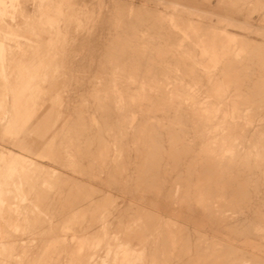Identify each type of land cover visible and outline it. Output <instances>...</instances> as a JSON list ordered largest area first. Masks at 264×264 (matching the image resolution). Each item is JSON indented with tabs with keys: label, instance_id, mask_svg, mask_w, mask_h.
I'll return each mask as SVG.
<instances>
[{
	"label": "rangeland",
	"instance_id": "374dc122",
	"mask_svg": "<svg viewBox=\"0 0 264 264\" xmlns=\"http://www.w3.org/2000/svg\"><path fill=\"white\" fill-rule=\"evenodd\" d=\"M171 4L185 6L188 13ZM20 10L15 23L0 18V139L13 138L15 110L27 108L24 100L16 104L20 90L10 88L21 74L17 69L13 74L11 64L19 56L29 60L45 48L43 37L57 34L53 61L39 83L38 116L28 122L27 136L34 153L45 154L48 148L51 153L48 158L29 153L35 159L24 163L20 153L0 147V264H264L242 248L254 244L264 252V129L243 133L226 125L194 124L198 115L174 113L166 95L183 86L203 100V88L215 77L230 76L241 86L238 99L257 109L256 125L264 128V0H21ZM213 44L229 53L220 52L217 73L204 82L197 71L202 66L190 67L189 61L199 60L203 47ZM0 145L10 147L1 140ZM151 202L173 208L171 218L186 220L188 228L171 225ZM133 242L136 248L149 246H142V253Z\"/></svg>",
	"mask_w": 264,
	"mask_h": 264
},
{
	"label": "bare ground",
	"instance_id": "6f19581e",
	"mask_svg": "<svg viewBox=\"0 0 264 264\" xmlns=\"http://www.w3.org/2000/svg\"><path fill=\"white\" fill-rule=\"evenodd\" d=\"M20 1L21 0H0V18H3V19H7L8 21H10V23H15V22H17L18 21V19H20L21 17H22V15H23V13H22V11L20 10ZM178 6V7H177ZM170 7L171 8H174L175 10H177V11H179V10H181V11H179V12H184L185 14H186V12H187V10L185 9L186 7L185 6H183V5H179V4H175L174 6H173V4H171L170 5ZM26 13V12H25ZM188 13V12H187ZM30 14V13H29ZM27 15H28V13H27ZM217 17V16H216ZM178 18V17H177ZM218 18V17H217ZM216 18V19H217ZM219 18H221V17H219ZM224 19V18H223ZM218 20V19H217ZM220 21V20H219ZM218 21V22H219ZM229 21V20H228ZM139 22V21H138ZM217 22V23H218ZM131 23V22H130ZM145 23V22H144ZM143 23V24H144ZM193 23H195V22H193ZM192 23V24H193ZM212 23V22H211ZM219 23H221V22H219ZM223 23V22H222ZM39 24L40 25H42V24H46V23H43V22H41V20H40V22H39ZM48 24H52L51 22H49ZM142 25V24H141ZM194 25V24H193ZM207 26V25H206ZM13 27V26H12ZM207 27H209V26H207ZM254 27V26H253ZM14 28V27H13ZM138 28V27H137ZM153 28V27H152ZM194 28H195V26H194ZM197 28V27H196ZM199 28V27H198ZM12 29V28H11ZM188 29V28H187ZM214 29V28H213ZM221 29V28H220ZM195 30V29H194ZM212 29H210V31H211ZM257 30V29H256ZM196 31V30H195ZM223 31H225V30H223ZM128 32V31H127ZM184 32V31H183ZM199 32V31H198ZM212 32H213V30H212ZM227 32V31H226ZM256 32V31H255ZM16 33V32H15ZM14 33V34H15ZM189 33H190V31H189ZM196 33V32H195ZM201 33V32H200ZM218 33V32H217ZM231 33V32H230ZM188 34V33H187ZM192 34H194L193 32H192ZM198 34V33H197ZM196 34V35H197ZM211 34V33H210ZM213 35H214V37H215V39H216V33H212ZM228 34V33H227ZM179 35V34H178ZM248 35V34H247ZM13 36V35H12ZM193 36V35H192ZM195 36V35H194ZM217 36L219 37V34H217ZM229 36V35H228ZM234 36V35H233ZM232 36V37H233ZM191 37V36H190ZM196 37V36H195ZM199 37V36H198ZM210 37H211V35H210ZM223 38V37H222ZM221 38V39H222ZM224 38H226V37H224ZM234 38H236L237 39V37H233V39ZM210 39V38H209ZM212 39H213V37H212ZM218 39V38H217ZM216 39V40H217ZM243 39V38H242ZM184 40V39H183ZM187 40V39H186ZM216 40H215V42H216ZM219 40H220V38H219ZM223 40V39H222ZM230 40V39H229ZM116 41V40H115ZM213 41H214V39H213ZM218 41V40H217ZM225 41H227V40H225ZM235 41V40H234ZM172 42V41H171ZM176 42V41H175ZM185 42V41H184ZM194 42H196V41H194ZM198 42V41H197ZM202 42V41H201ZM219 42V41H218ZM224 42V41H223ZM241 42V41H240ZM173 43V42H172ZM200 43V42H199ZM217 43V42H216ZM239 43V42H238ZM238 43H237V45H238ZM261 43V42H260ZM118 44H121V43H118ZM169 44H171V43H169ZM207 44V43H206ZM211 44V43H210ZM210 44H208V45H210ZM220 44H223V43H220ZM227 44V43H226ZM245 44V43H244ZM247 44V43H246ZM262 44V43H261ZM260 44V45H261ZM123 45V44H122ZM172 45V44H171ZM176 45V44H175ZM241 45V44H240ZM184 46V45H183ZM198 46V45H197ZM201 45L199 44V46L197 47V48H199ZM219 46V44L218 45H215V44H213V45H211V46H209L208 48L207 47H203V51L201 50V49H199V50H201L200 52H202L199 56H198V58H199V60H197V57L195 56V58L193 59L192 58V60H191V62L189 61V66L190 67H194L195 68V66H197V65H199V66H202V69H201V67L199 68V69H201V70H197V71H200L199 73H200V75H201V80L202 81H204L203 79H209V82L210 81H212V78H214L213 77V75H212V72L213 71H215L214 69H216V66H219L218 65V57L219 56H221L220 54L222 53V54H227L228 55V50H226V51H224V50H221V51H218L219 49H222V48H220V47H218ZM229 46H231V45H229ZM236 46V45H235ZM234 46V47H235ZM0 47H2V43L0 44ZM125 47V46H124ZM237 47V46H236ZM6 48V47H5ZM114 48V47H113ZM118 48V47H117ZM181 48V47H180ZM260 48V47H259ZM179 49V48H178ZM182 49V48H181ZM180 49V50H181ZM224 49V48H223ZM115 50V49H114ZM115 51H117V50H115ZM229 51H230V47H229ZM254 51V50H253ZM257 51V50H256ZM221 52V53H220ZM228 52V53H227ZM231 52V51H230ZM263 51H261V53H262ZM171 53H172V51H171ZM183 53V52H182ZM232 53V52H231ZM175 54V53H174ZM259 54V53H258ZM106 55V54H105ZM183 55V54H182ZM230 55V54H229ZM147 56H148V54H147ZM159 56V55H158ZM170 56V55H169ZM180 57H181V55H179ZM223 56V55H222ZM226 56V55H225ZM230 56H232V55H230ZM115 57V56H114ZM171 58V57H170ZM186 58V57H185ZM221 58V57H220ZM226 58V57H225ZM230 58V57H229ZM228 58V59H229ZM262 58V57H261ZM99 59V58H98ZM153 59V58H152ZM164 59V58H163ZM181 59V58H180ZM179 59V60H180ZM190 59V58H189ZM222 59V58H221ZM221 59H219V60H221ZM227 59V60H228ZM236 59V58H235ZM252 59V58H251ZM148 60V59H147ZM176 60V59H175ZM178 60V61H179ZM182 60V59H181ZM181 60H180V62H181ZM259 60V59H258ZM122 61H124V59L122 60ZM159 61V60H158ZM170 61H172V59L170 60ZM188 61V60H187ZM222 61H223V59H222ZM221 61V63H223ZM234 60H232V62H233ZM256 61V60H255ZM261 61V60H260ZM100 62V61H99ZM229 62V61H228ZM236 62V61H235ZM159 63H160V61H159ZM166 63V62H165ZM172 63V62H171ZM230 63H231V61H230ZM229 63V64H230ZM260 63V62H259ZM263 63V62H262ZM168 64V63H167ZM219 64H220V62H219ZM222 65H225V63L224 64H222ZM230 65H232V64H230ZM235 65V64H234ZM255 65V64H254ZM102 66V65H101ZM100 66V67H101ZM174 66H176L175 64H174ZM174 66H171V67H174ZM178 66V65H177ZM180 66V65H179ZM181 66H183L182 64H181ZM233 66V65H232ZM260 66V65H259ZM168 67H169V65H168ZM114 68V67H113ZM220 68V67H219ZM218 68V69H219ZM223 68V67H222ZM233 68V67H232ZM258 68V67H257ZM110 70H111V68H109ZM115 69V68H114ZM166 69V68H165ZM174 69H175V67H174ZM185 69V68H184ZM183 69V70H184ZM187 69H189V68H187ZM225 69V68H224ZM81 70V69H80ZM99 70V69H98ZM176 70V69H175ZM190 70V69H189ZM226 70V69H225ZM233 70V69H232ZM235 70V69H234ZM234 70H233V72H234ZM261 70V69H260ZM167 71V70H166ZM172 71V70H171ZM170 71V72H171ZM179 71V70H178ZM185 71V70H184ZM196 70L194 69V72H195ZM231 71V70H230ZM219 72V71H218ZM86 73V72H85ZM102 73V72H101ZM173 73V72H172ZM179 73V72H178ZM196 73V72H195ZM215 73H217V71H215ZM183 74V73H182ZM189 74V73H188ZM191 74H193L194 75V73H193V68L191 69V72H190V75ZM214 74V73H213ZM237 74V73H236ZM190 75H188V77L189 78H191V76ZM215 75V74H214ZM217 75V74H216ZM232 75V74H231ZM240 75V74H239ZM238 75V76H239ZM258 75V74H257ZM173 76H174V74H173ZM198 76V75H197ZM218 76V75H217ZM225 76V75H224ZM227 76V75H226ZM184 77H185V75H184ZM184 77H183V79H184ZM187 77V76H186ZM193 77H195V76H193ZM228 77V76H227ZM243 77V76H242ZM255 77V76H254ZM174 78V77H173ZM175 78H176V76H175ZM180 78H182V77H180ZM179 78V79H180ZM197 78V77H196ZM195 78V79H196ZM215 78H216V80H215ZM213 80L215 81H212L213 83H210V85L207 87V88H203L202 87V84H204V82H202V84H200L201 85V87H200V85H198V87H200V88H203V94H205V98L203 99V100H197V99H195L194 98V96H195V94L192 92V91H190V90H188L187 88H184L183 86H175L174 87V90L172 91V92H169V93H166V95L167 96H169V97H171L172 99H170L169 101H168V104H169V107L171 108V109H173L174 110V113H176V114H178L179 116H180V114H194V115H198V119L200 120V121H198V122H194V124H200V125H208V126H212V125H214V124H217V125H220L221 127H222V125H223V127L226 125V126H228V127H232V128H239V129H242V132L245 130L247 133H250V132H248L247 130H257L258 132H259V129H264L263 128V126L261 127V126H259V125H256L257 124V122H256V117L253 115V110H255V109H253L252 108V106L250 105V106H248V105H246V104H244V102H246V100L243 102V103H241L240 102V100L238 99V97H239V92H238V90H240V85H235V84H233V83H235L234 81L232 82V79L230 78V76L228 77V78H224V77H222L221 79H219V77H218V79H217V77H215ZM224 78V79H223ZM251 78V77H250ZM241 79V78H240ZM255 79V78H254ZM106 80V79H105ZM192 80L194 81V79L192 78ZM252 80V79H251ZM176 81V80H175ZM177 81H180V80H178L177 79ZM188 81V80H187ZM193 81H192V84H193ZM197 81V80H196ZM191 82V81H190ZM198 82V81H197ZM196 82V83H197ZM201 82V81H200ZM200 82H198V83H200ZM209 82H208V84H209ZM242 82H244V81H242ZM253 82V81H252ZM264 82V81H263ZM197 83V84H198ZM248 83V82H247ZM197 84H194V89H195V85H196V87H197ZM254 84V83H253ZM264 84V83H263ZM105 85V84H104ZM190 85V87H191V83L189 84ZM188 86V85H187ZM206 85L204 84V87H205ZM258 86V85H257ZM253 87V86H252ZM255 87V86H254ZM260 88V87H259ZM245 89V88H244ZM197 90V89H196ZM256 90V89H255ZM199 91V90H198ZM245 91V90H244ZM196 92V91H195ZM202 92V90L200 91V92H198V93H200V94H202L201 93ZM241 92V91H240ZM202 94V95H203ZM167 96H165V97H167ZM199 96H201V95H199ZM154 97V96H153ZM161 98V97H160ZM203 98V97H202ZM101 99V98H100ZM243 99V98H242ZM257 99V98H256ZM86 101V100H85ZM103 101V100H102ZM101 101V102H102ZM243 101V100H242ZM251 101H253V99L251 100ZM254 101H255V99H254ZM257 101H259V100H257ZM262 102H263V100H262ZM100 103V102H99ZM248 103H251L250 101L248 102ZM254 103V102H253ZM256 104V103H255ZM103 105V104H102ZM101 105V106H102ZM257 105V104H256ZM104 106V105H103ZM92 107V106H91ZM96 107V106H95ZM262 107V106H261ZM264 108V107H263ZM262 109V108H261ZM257 110V109H256ZM263 110V109H262ZM111 112V111H110ZM127 112V111H126ZM108 113V112H107ZM173 113V112H172ZM102 114V113H101ZM106 114V113H105ZM109 114V113H108ZM127 114V113H126ZM160 114V113H159ZM220 114H222L223 116H221L220 117ZM255 114V113H254ZM178 115H176V116H178ZM190 117V116H189ZM180 118V117H179ZM196 118V119H197ZM144 120V119H143ZM188 120V119H187ZM259 120H260V117H259ZM262 120H264V119H262ZM189 121V120H188ZM197 121V120H196ZM263 122V121H262ZM261 122V123H262ZM141 124V123H140ZM179 124H181V123H179ZM179 126V125H178ZM177 126V127H178ZM207 126V127H208ZM110 127V126H109ZM171 127V126H170ZM169 127V128H170ZM176 127V126H175ZM217 127V126H216ZM172 128V127H171ZM215 128V127H214ZM109 129V128H108ZM192 129V128H191ZM190 129V130H191ZM181 130V129H180ZM186 130V129H185ZM210 130V129H209ZM256 131V132H257ZM264 131V130H263ZM215 132H216V130H215ZM138 133V132H137ZM183 133V132H182ZM209 133V132H208ZM218 133V132H217ZM220 133V132H219ZM244 133V132H243ZM264 133V132H263ZM215 134V133H214ZM239 134V133H238ZM254 134V133H253ZM167 135V134H166ZM196 135V134H195ZM242 135H244V134H242ZM264 135V134H263ZM190 136H191V134H190ZM252 136V135H251ZM255 136V135H254ZM164 137V136H163ZM167 137V136H166ZM202 137V136H201ZM138 138V137H137ZM160 138V137H159ZM242 138H243V136H242ZM260 138V137H259ZM262 138V137H261ZM89 139V138H88ZM202 139V138H201ZM203 139H204V137H203ZM212 139H214V138H212ZM95 140V139H94ZM140 140V139H139ZM167 140V139H166ZM251 140V139H250ZM129 141V140H128ZM156 141V140H155ZM192 141V140H191ZM207 141H209V140H207ZM264 141V140H263ZM98 142V141H97ZM170 142H172V139H171V141ZM174 142V141H173ZM182 142V141H181ZM236 142H238V141H236ZM101 143V142H100ZM103 143H104V141H103ZM155 143V142H154ZM189 143V142H188ZM185 144V143H184ZM262 144V143H261ZM160 145V144H159ZM237 145H239V144H237ZM249 145V144H248ZM253 145V144H252ZM148 146V145H147ZM161 146V145H160ZM200 146V145H199ZM101 147V146H100ZM128 147V146H127ZM133 147V146H132ZM131 147V148H132ZM141 147V146H140ZM139 147V148H140ZM164 147V146H163ZM198 147V146H197ZM235 147V146H234ZM150 148V147H149ZM149 148H148V150H149ZM248 148V147H247ZM6 149V148H5ZM161 149V148H160ZM182 149V148H181ZM155 150V149H154ZM201 150H202V148H201ZM205 150V149H204ZM134 151V150H133ZM168 151V150H167ZM166 151V152H167ZM196 151V150H195ZM223 151V150H222ZM235 151V150H234ZM257 151H258V149H257ZM159 152V151H158ZM228 152V151H227ZM242 152V151H241ZM260 152V151H259ZM263 152V151H262ZM261 152V153H262ZM180 153V152H179ZM193 153V152H192ZM196 153V152H195ZM231 153V152H230ZM129 154V153H128ZM134 154V153H133ZM226 154H228V153H226ZM124 155V154H123ZM162 155V154H161ZM194 155V154H193ZM236 155H238L237 153H236ZM261 155V154H260ZM18 156V158H19V160L21 161V162H24V163H27V162H33V160L35 159H33L32 157H29V156H27V155H25V154H19V155H17ZM126 156V155H125ZM204 156V155H203ZM262 156H264V155H262ZM166 158V157H165ZM173 158V157H172ZM180 158V157H179ZM196 158V157H195ZM249 158V157H248ZM190 159V158H189ZM192 159V158H191ZM175 160V159H174ZM181 160H183V159H181ZM197 160V159H196ZM205 160V159H204ZM224 160V159H223ZM261 160V159H260ZM142 161V160H141ZM156 161V160H155ZM240 161V160H239ZM239 161H236L237 163L239 162ZM255 161V160H254ZM253 161V162H254ZM128 162V161H127ZM162 162V161H161ZM165 162V161H164ZM167 162V161H166ZM180 162V161H179ZM223 162H225V161H223ZM244 162V161H243ZM172 163V162H171ZM170 163V165H172ZM200 163H202V162H200ZM100 164V163H99ZM129 164V163H128ZM149 164V163H148ZM175 164V163H174ZM180 164V163H179ZM191 164V163H190ZM198 164V163H197ZM248 164V163H247ZM139 165V164H138ZM147 165V164H146ZM160 165V164H159ZM165 165V164H164ZM185 165V164H184ZM216 165V164H215ZM249 165V164H248ZM148 166V165H147ZM146 166V167H147ZM154 166V165H153ZM174 166V165H173ZM198 166V165H197ZM46 167V166H45ZM129 167V166H128ZM128 167H127V170H128ZM131 167V166H130ZM137 167V166H136ZM162 167H164V166H162ZM170 167V166H169ZM172 167V166H171ZM176 167V166H175ZM181 167H183V166H181ZM180 167V168H181ZM190 167H191V165H190ZM196 167V166H195ZM212 167V166H211ZM216 167V166H215ZM214 167V168H215ZM232 167V166H231ZM240 167V166H239ZM27 168V167H26ZM44 168V167H43ZM138 168V167H137ZM156 168V167H155ZM165 168H167V166L165 167ZM198 168V167H197ZM245 168V167H244ZM28 169V168H27ZM235 169V168H234ZM241 169V168H240ZM38 170V169H37ZM43 170V169H42ZM48 170H50V169H48ZM58 170V169H57ZM56 169H54L53 168V171L54 172H56V173H58V171H57ZM137 170H139V169H137ZM145 170V169H144ZM166 170V169H165ZM249 170V169H248ZM252 170V169H251ZM255 170V169H254ZM261 170H263V169H261ZM35 171V170H34ZM60 171V170H59ZM136 171V170H135ZM141 171V170H140ZM162 171V170H161ZM185 171V170H184ZM224 171V170H223ZM229 172H230V170H228ZM240 171V170H239ZM50 172V171H49ZM138 172V171H137ZM163 172V171H162ZM231 172H234V171H231ZM237 172V171H236ZM241 172V171H240ZM263 172V171H262ZM35 173H36V171H35ZM195 173V172H194ZM227 173V172H226ZM249 173H250V171H249ZM51 174V173H50ZM230 174V173H229ZM239 174H241V173H239ZM247 174V173H246ZM252 174V173H251ZM258 174H259V172H258ZM257 174V175H258ZM27 175V174H26ZM122 175V174H121ZM135 175V174H134ZM133 175V176H134ZM141 175V174H140ZM163 175V174H162ZM178 175V174H177ZM196 175V174H195ZM224 175V174H223ZM237 175V174H236ZM249 175V174H248ZM254 175V174H253ZM261 175V174H260ZM259 175V176H260ZM131 176V175H130ZM198 175H196V177H197ZM230 176V175H229ZM246 176V175H245ZM259 176H257V177H259ZM31 177V176H30ZM52 177H53V175H52ZM225 177H227V176H225ZM248 177H250V176H248ZM51 178V177H50ZM132 178V177H131ZM201 178V177H200ZM218 178H219V176H218ZM229 178V177H228ZM233 178V177H232ZM244 179H245V177H243ZM252 178V177H251ZM256 178V177H255ZM27 179V178H26ZM159 179V178H158ZM215 179H217V177L215 178ZM214 179V180H215ZM222 179V178H221ZM221 179H219V180H221ZM61 180V179H60ZM130 180V179H129ZM155 180V179H154ZM168 180V179H167ZM186 180V179H185ZM213 180V179H212ZM240 180V179H239ZM243 180V179H242ZM110 181V180H109ZM131 181V180H130ZM135 181H136V179H135ZM177 181H178V179H177ZM204 181H206V180H204ZM217 181V180H216ZM223 181V180H222ZM230 181V180H229ZM234 181V180H233ZM18 182H19V180H18ZM22 182V181H21ZM54 182V181H53ZM56 182V181H55ZM142 182V181H141ZM195 182V181H194ZM202 182V181H201ZM242 182V181H241ZM244 182V181H243ZM11 183V182H10ZM23 183H25V182H23ZM88 183V182H87ZM128 183V182H127ZM165 183V182H164ZM196 183V182H195ZM217 183V182H216ZM254 183H255V180H254ZM257 183V182H256ZM260 183V182H259ZM263 183V182H262ZM80 184V183H79ZM135 184V183H134ZM143 184H145V182L143 183ZM142 184V185H143ZM159 184V183H158ZM163 184V183H162ZM162 184L160 185V186H162ZM193 184V183H192ZM234 184V183H233ZM250 185H251V183H249ZM86 185H88V184H86ZM136 185V184H135ZM157 185V184H156ZM194 185V184H193ZM196 185H197V183H196ZM235 185V184H234ZM241 185V184H240ZM252 185H254V184H252ZM84 186V185H83ZM164 186V185H163ZM172 186V185H171ZM170 186V187H171ZM195 186V185H194ZM203 186H205V185H203ZM227 186V185H226ZM247 186V185H246ZM261 186V185H260ZM259 186V187H260ZM80 187V186H79ZM230 187H231V185H230ZM233 187V186H232ZM253 187V186H252ZM251 187V188H252ZM62 188V187H61ZM146 188H147V186H146ZM157 188V187H156ZM161 188V190H162V187H160ZM180 188V187H179ZM206 188V187H205ZM234 188H236V187H234ZM243 188V187H242ZM254 188V187H253ZM258 188V187H257ZM94 189V188H93ZM247 189V188H246ZM259 189V188H258ZM39 190V189H38ZM83 190V189H82ZM138 190V189H137ZM179 190V189H178ZM181 190V189H180ZM206 190V189H205ZM248 190V189H247ZM45 191V190H44ZM171 191V190H170ZM176 191V190H175ZM191 191V190H190ZM209 191V190H208ZM242 191V190H241ZM240 191V192H241ZM85 192V191H84ZM144 192V191H143ZM151 193V192H150ZM181 193H183V192H181ZM231 193V192H230ZM238 193V192H237ZM44 194V193H43ZM50 194H51V192H50ZM103 194V193H102ZM174 194H175V192H174ZM173 194V195H174ZM211 194V193H210ZM216 194V193H215ZM3 195V194H2ZM83 195V194H82ZM104 195H106V194H104ZM103 195V196H104ZM171 195V194H170ZM177 195V194H176ZM182 195V194H181ZM180 195V196H181ZM230 195V194H229ZM243 195V194H242ZM61 196V195H60ZM109 196V195H108ZM178 196V195H177ZM203 196V195H202ZM233 196V195H232ZM38 197V196H37ZM170 197V196H169ZM183 197V196H182ZM189 197V196H188ZM225 197V196H224ZM246 197V196H245ZM50 198V197H49ZM108 198V197H107ZM164 198V197H163ZM38 199V198H37ZM264 199V198H263ZM44 200V199H43ZM82 200V199H81ZM145 200V199H144ZM178 200V199H177ZM181 200V199H180ZM240 200V199H239ZM246 200V199H245ZM249 199H247V201H248ZM38 201V200H37ZM45 201V200H44ZM110 201V200H109ZM119 201V200H118ZM162 201V200H161ZM175 201V200H174ZM179 201V200H178ZM178 201H177V203H178ZM236 201V200H235ZM246 201V202H247ZM1 202H3V198L1 199ZM78 202V201H77ZM80 202V201H79ZM171 202V201H170ZM170 202H169V204H170ZM176 202V201H175ZM37 203V202H36ZM132 203V202H131ZM174 203V202H173ZM236 203H237V201H236ZM151 204V209H153L155 212H157V213H159V215L160 216H162V217H164V218H166L168 221H169V223L172 225H175V226H178V227H187V223H185V221L184 222H181L180 220H175V218L174 219H172L171 218V216L174 214V209L173 208H171L170 206H165V204L164 203H161V202H151L150 203ZM231 204V203H230ZM243 204V203H242ZM105 205V204H104ZM172 205H174V204H172ZM179 205V204H178ZM181 205H182V207H183V203H181ZM180 205V206H181ZM233 205V204H232ZM239 205H241V204H239ZM132 207V206H131ZM182 207H180V209L182 208ZM188 207V209H189V207L190 206H187ZM236 207V206H235ZM174 208H176V207H174ZM227 208V207H226ZM194 209V208H193ZM200 209V208H199ZM130 210V209H129ZM134 210V209H133ZM190 211H191V208L189 209ZM188 210V211H189ZM203 210V209H202ZM72 211V210H71ZM110 211V210H109ZM176 211V210H175ZM204 211V210H203ZM206 211V210H205ZM211 211V210H210ZM239 211V210H238ZM73 212V211H72ZM143 212V211H142ZM231 212V211H230ZM69 213V212H68ZM208 213V212H207ZM228 213V212H227ZM71 214V213H70ZM142 214V213H141ZM145 214H147V213H145ZM150 214V213H149ZM154 214V213H153ZM156 214V213H155ZM181 214V213H180ZM179 213H177L176 215H180ZM209 214V213H208ZM211 214V213H210ZM213 214V213H212ZM245 214V213H244ZM247 214V213H246ZM255 214V213H254ZM66 215H68V214H66ZM130 215V214H129ZM138 215V214H137ZM237 215V214H236ZM156 217H157V215H155ZM160 216H158V217H160ZM202 216V215H201ZM149 217V216H148ZM151 217V216H150ZM162 217H160V218H162ZM203 218H204V216H202ZM210 218L212 217L211 215L209 216ZM209 217H208V220H209ZM93 218V217H92ZM91 218V219H92ZM154 218V217H153ZM218 218V217H217ZM112 219V218H111ZM156 220H157V218H155ZM177 219H179V218H177ZM193 219H194V217H193ZM202 219V218H201ZM221 219V218H220ZM151 220H152V218H151ZM160 220V219H159ZM158 220V221H159ZM165 220V219H164ZM37 221V220H36ZM109 221H111V220H109ZM135 221V220H134ZM162 221H163V219H162ZM161 221V222H162ZM166 221V220H165ZM199 221H201V220H199ZM213 221V220H212ZM211 221V222H212ZM216 220L214 219V222H215ZM245 221H247V220H245ZM251 221V220H250ZM17 222V221H16ZM128 222V221H127ZM138 222V221H137ZM136 222V223H137ZM143 222L144 221H142L141 223L143 224ZM197 222V221H196ZM133 223V222H132ZM147 223H148V220H147ZM157 223V222H156ZM168 223V222H167ZM190 223H192V222H190ZM216 224H217V221L215 222ZM220 223V222H219ZM125 224V223H124ZM128 224V223H127ZM127 224H125V225H127ZM130 224V223H129ZM134 224V223H133ZM193 224H195V223H192V225ZM211 224V223H210ZM36 225V224H35ZM161 225V224H160ZM170 225V226H171ZM220 225V224H219ZM32 226H33V223H32ZM31 226V227H32ZM130 226V225H129ZM134 226V225H133ZM132 226V227H133ZM137 227H138V225H136ZM155 226V225H154ZM162 226V225H161ZM212 226V225H211ZM216 226H218V224L216 225ZM216 226H214V227H216ZM238 226V225H237ZM128 227V226H127ZM191 227V226H190ZM202 227V226H201ZM207 227V226H206ZM239 227V226H238ZM33 228V227H32ZM134 228H136V227H134ZM188 228V227H187ZM192 228H193V230H195V231H198V232H200V233H202L199 229H198V224H195L194 226H192ZM200 228V227H199ZM219 228V227H218ZM221 228V227H220ZM248 228V227H247ZM132 229V228H131ZM137 229V228H136ZM140 229V228H139ZM156 229H157V227H156ZM168 229H169V227H168ZM170 229H171V227H170ZM169 229V230H170ZM226 229V228H225ZM94 230V229H93ZM184 230V229H183ZM208 230V229H207ZM242 230H244V229H242ZM120 231V230H119ZM118 231V232H119ZM135 231V230H134ZM133 231V232H134ZM139 231V230H138ZM141 232H142V230H140ZM156 231V230H155ZM186 231V230H185ZM210 231H212V233L215 235V233H214V229L213 228H211V230ZM135 232H137V231H135ZM134 232V233H135ZM160 232V231H159ZM158 232V233H159ZM169 232V231H168ZM245 232V231H244ZM243 232V233H244ZM37 233V232H36ZM129 233V232H128ZM132 233V232H131ZM130 233V234H131ZM158 233H156V234H158ZM177 233V232H176ZM38 234V233H37ZM119 234V233H118ZM143 237H144V231H143ZM203 234H205V233H203ZM238 234V233H237ZM36 235V234H35ZM129 235V234H128ZM137 235H139V233L137 234ZM210 235H211V233H210ZM250 235V234H249ZM121 236V235H120ZM122 236H124L123 234H122ZM131 236V235H130ZM134 236V235H133ZM140 236V235H139ZM149 236V235H148ZM148 236H146V237H148ZM152 236V235H151ZM196 236H197V233H196ZM203 236V235H202ZM205 236H208V233L205 235ZM231 236V235H230ZM135 237V236H134ZM133 237V238H134ZM142 236H140V238H141ZM161 237H162V234H161ZM204 237V236H203ZM211 237V236H210ZM218 237V236H217ZM217 237L215 238H213V240H215V241H217V240H219V239H217ZM242 237V236H241ZM59 238H61V237H59ZM116 238H118V237H116ZM128 238V240H129V236L127 237ZM126 238V239H127ZM131 238H132V236H131ZM137 238V237H136ZM159 238V237H158ZM208 239H209V237H207ZM212 238H210L211 240H212ZM122 239H124V238H119V240H122ZM135 239V238H134ZM134 239H132L133 241H134ZM144 238H142V240H143ZM147 239V238H146ZM145 239V240H146ZM209 239V240H210ZM217 239V240H216ZM127 240V242H124V243H127V244H124L123 243V245H125V246H128V241ZM131 240V239H130ZM131 240V241H132ZM139 241L141 240V239H138ZM142 240H141V242H142ZM115 241V240H114ZM135 241H137L136 239H135ZM147 241V240H146ZM145 241V242H146ZM186 241H188V240H186ZM196 241V240H195ZM214 241V242H215ZM219 241H221V242H224V243H227V241L225 242V241H223V240H219ZM118 242V241H117ZM120 242V241H119ZM138 242V241H137ZM149 242V241H148ZM199 242V241H198ZM242 242H244V241H242ZM121 243V242H120ZM139 243V242H138ZM162 243V242H161ZM165 243V242H164ZM202 243V242H201ZM218 243V242H217ZM224 243H222L221 244V246L223 245L224 246ZM3 244V243H2ZM132 244V243H131ZM133 244H134V248H135V250H140V248L142 247V246H144V245H146V244H144V245H138V248H136L135 246H137V243H136V245H135V242H133ZM132 244V245H133ZM142 244H143V242H142ZM154 244V243H153ZM158 244H160V243H158ZM157 244V245H158ZM188 244V243H187ZM197 244V243H196ZM215 244V243H214ZM213 244V245H214ZM220 244V243H219ZM240 244V243H239ZM7 245V244H6ZM85 245V244H84ZM112 245H114V242H113V244ZM132 245H130V246H132ZM212 245V244H211ZM243 245H245V246H243L242 248L244 249V250H246V252L247 253H249V257H250V255L251 256H253V257H257V258H263L264 259V252L263 251H261L259 248H257V246H255L254 244H249V245H246V244H243ZM115 246V245H114ZM120 246V245H119ZM140 246V247H139ZM146 246H149V245H146ZM145 246V247H146ZM156 246V245H155ZM217 246V245H216ZM5 247V246H4ZM75 247H77V246H75ZM113 247V246H112ZM121 248L120 249H123L122 248V246H120ZM144 247V248H145ZM159 247V246H158ZM184 247H186V246H184ZM208 247V246H207ZM228 246L226 245V248H227ZM1 248H3V247H1ZM83 248V247H82ZM82 248H80V249H82ZM132 249H134L133 247H131ZM143 248V249H144ZM201 248V247H200ZM92 249V248H91ZM94 249V248H93ZM92 249V250H93ZM107 249H109V250H111V249H113V248H111L110 249V247L109 248H107ZM119 248L117 247V250H116V252L118 253L120 250H118ZM125 249V248H124ZM127 249H129V246H128V248H126V252H127ZM142 249V250H143ZM234 249H236V248H234ZM131 250V249H130ZM134 250V251H135ZM145 250V249H144ZM144 250H143V252H144ZM218 250H219V248H218ZM232 250H233V248H232ZM240 250V249H239ZM239 250H238V252H239ZM98 251V250H97ZM102 251V250H101ZM131 251H133V250H131ZM131 251H130V253H131ZM223 251V250H222ZM94 252V251H93ZM93 252L91 253V254H93ZM96 252V251H95ZM94 252V253H95ZM103 252V251H102ZM107 253L108 252H110V251H106ZM105 252V253H106ZM115 252V253H116ZM140 252H142L141 250H140ZM142 252V253H143ZM146 252V251H145ZM216 252V251H215ZM225 252H226V250H225ZM234 252V251H233ZM237 252V251H236ZM240 252H241V250H240ZM245 252V251H244ZM83 253V252H82ZM88 253H90V252H88ZM104 253V255L103 256H105V255H107V254H105ZM111 253V252H110ZM117 253H116V258L119 256V254H118V256H117ZM130 253H128V254H130ZM133 253V252H132ZM131 253V254H132ZM137 254H138V252H136ZM194 253H195V251H194ZM222 253V252H221ZM231 253V252H230ZM243 253V252H242ZM247 253H245V254H247ZM99 254H100V252H99ZM123 254V253H122ZM127 254V253H126ZM136 254V255H137ZM163 254V253H162ZM215 254V253H214ZM218 254V253H217ZM223 254V253H222ZM233 254V253H232ZM57 255V254H56ZM111 255V254H110ZM110 255H107L108 257H110ZM135 255V254H134ZM142 255V254H141ZM147 254H145V256H146ZM179 255V254H178ZM219 255V254H218ZM229 255V254H228ZM86 256V255H85ZM88 256H90V255H88ZM102 256V255H101ZM100 256V257H101ZM114 256V257H115ZM133 256V255H132ZM174 256V255H173ZM195 256V255H194ZM220 256V255H219ZM222 256V255H221ZM84 257V256H83ZM136 257V256H135ZM135 257H133V258H135ZM216 257H217V255H216ZM248 257V258H249ZM90 258V257H89ZM92 258H94V257H92ZM91 258V259H92ZM96 258V257H95ZM105 258V260L107 261V259L108 258H106V257H104ZM115 258V259H116ZM126 258V257H125ZM158 258V257H157ZM115 259H113V260H115ZM117 259H119V257L117 258ZM116 259V260H117ZM146 259H148V258H146ZM184 259V258H183ZM214 259V258H213ZM212 259V260H213ZM222 259V258H221ZM232 259V258H231ZM100 260V259H99ZM115 260V261H116ZM132 260H134V259H132ZM227 260H229V258L227 259ZM234 260H236V259H234ZM238 260V259H237ZM88 261V260H87ZM93 260H91V262H92ZM104 261V260H103ZM105 261V262H106ZM122 261V260H121ZM147 261V260H146ZM220 261V260H219ZM250 261H251V259H250ZM255 261V260H254ZM96 262V261H95ZM100 262V261H99ZM104 262V263H105ZM114 262V261H113ZM117 262V261H116ZM153 262H155V261H153ZM180 262V261H179ZM188 262V261H187ZM224 262V261H223ZM263 262V261H262ZM107 263V262H106ZM135 263V262H134ZM140 263V262H139ZM142 263V262H141ZM146 263V262H145ZM210 263V262H209ZM228 263V262H227ZM97 264H99V263H97ZM101 264V263H100ZM103 264V263H102ZM108 264H110L109 262H108ZM114 264V263H113ZM120 264V263H119ZM124 264V263H123ZM137 264V263H136ZM154 264V263H153ZM191 264V263H190ZM215 264V263H214Z\"/></svg>",
	"mask_w": 264,
	"mask_h": 264
},
{
	"label": "crops",
	"instance_id": "0c3cea01",
	"mask_svg": "<svg viewBox=\"0 0 264 264\" xmlns=\"http://www.w3.org/2000/svg\"><path fill=\"white\" fill-rule=\"evenodd\" d=\"M56 37L57 34H53L48 37H43L42 40L45 42L43 46H45V48L41 49L29 60H25L23 57L19 56L18 60L11 64L9 68L10 71L14 74V71H16L17 69L18 72H20L21 74L19 75L20 77L17 85H12L10 88L18 89V91L20 90V95L17 96L16 104L18 105L19 103H21V100H24L25 104L27 105V108L21 109L17 106L15 110L16 123L14 124L12 129H10V135H12L13 138L6 139L2 137V139H0L1 141L9 144L10 147H6L4 145H0V147H4L16 153L25 154L27 156H30L28 154L33 152L32 149L28 147L29 141H27V136L29 134L28 131L30 128L28 122H34L38 116L37 108L35 109L34 107H37L38 95L42 92L40 90L39 83L41 79L43 80V76L46 75V73L48 72L47 69L53 61L54 54L51 46L54 41L58 40V38ZM23 39L28 40L26 38ZM31 89H33V93L29 92ZM48 144L50 147L52 143L50 142ZM50 153L51 151L48 148L45 154H38V152L34 154H37L38 158H48V154Z\"/></svg>",
	"mask_w": 264,
	"mask_h": 264
}]
</instances>
